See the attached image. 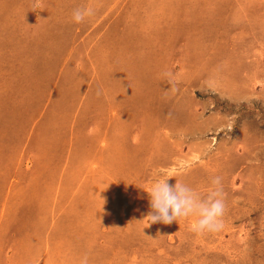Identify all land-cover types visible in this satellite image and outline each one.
Wrapping results in <instances>:
<instances>
[{"label": "rangeland", "instance_id": "obj_1", "mask_svg": "<svg viewBox=\"0 0 264 264\" xmlns=\"http://www.w3.org/2000/svg\"><path fill=\"white\" fill-rule=\"evenodd\" d=\"M55 159L79 174L54 192ZM161 176L201 199L220 177L222 229L151 224ZM14 192L0 264H264V0H0V206Z\"/></svg>", "mask_w": 264, "mask_h": 264}, {"label": "clouds", "instance_id": "obj_2", "mask_svg": "<svg viewBox=\"0 0 264 264\" xmlns=\"http://www.w3.org/2000/svg\"><path fill=\"white\" fill-rule=\"evenodd\" d=\"M91 12L92 9L88 7H77L72 12V19L77 23L82 22ZM168 181V177L161 176L152 183L148 192L151 211L146 218L151 224H171L182 217L196 216L197 219L192 224L193 231L222 229L226 204L220 177L212 179V187L205 199H201L187 184L177 181L172 185Z\"/></svg>", "mask_w": 264, "mask_h": 264}, {"label": "crops", "instance_id": "obj_3", "mask_svg": "<svg viewBox=\"0 0 264 264\" xmlns=\"http://www.w3.org/2000/svg\"><path fill=\"white\" fill-rule=\"evenodd\" d=\"M99 149V148H98ZM98 152H100V153H102L103 151H102V149L101 150H97V153ZM100 156H101V154L99 155V156H97V157H99L100 158ZM96 159V161L98 162V163H100V164H102L103 166H105V161L104 160H101V159ZM44 162H46V163H48V159H45L44 160ZM60 160L58 159H55V165H56V176L57 177H55V180L54 181H51L52 183H50L49 184V186H48V188H49V190L50 189H52L54 192L56 191V182H57V180H58V176H59V178H60V176H64V175H67V177L68 178H65V179H67V181H70V184H71V182H72V178H73V176H72V178L70 177L69 178V174H75L76 176L75 177H78V174H79V170L77 171V170H72V169H68V167H67V169L68 170H65V168H63V165H64V162H63V160L60 162ZM108 161H106V163H107ZM49 164H53V161H51V158H50V160H49ZM59 164H61L60 165V167H59ZM43 165V164H42ZM44 166H46V164H44ZM27 171H25V172H22L23 174H27L26 173ZM48 173V172H47ZM47 173L45 174V175H47ZM65 177V176H64ZM69 184V185H70ZM23 185V184H22ZM65 186V185H64ZM63 186V187H64ZM27 187V186H26ZM25 187V188H26ZM42 187H43V191H44V184L42 185ZM24 188V189H25ZM17 194H19V193H15L14 192V195H11L10 196V198H9V201L12 203V204H10V205H8V207H6L5 208V206L4 205H2V206H0V213L3 211V213L5 212V214L6 215H10V213H12L13 211H14V213H13V215H18L19 214V211L17 210V207H19L20 205H21V203L23 202V201H28V199H26L25 198V196L23 195V193H21L18 197H17ZM29 195H30V199H35V197H34V195H31V193L29 192ZM53 194L52 195H48V196H46V194L44 193V196H42L41 194H40V197H39V202H40V204H42V201L43 202H45L46 200H47V202L48 203H50L51 204V206H52V204L54 205V207L55 208H58L59 210L61 209L60 208V206H62L61 204H59V202H58V200H55L54 201V199H53ZM69 198H70V196H69ZM68 198V199H69ZM19 200H21L22 202L20 203V201ZM9 204V203H8ZM15 205V206H14ZM12 206H14V207H12ZM17 206V207H16ZM12 207V208H11ZM22 210V209H21ZM21 210H20V212H21ZM12 215V214H11ZM21 215V214H20ZM44 215V214H43ZM42 215V216H43ZM5 216V215H4ZM45 216V215H44ZM15 222V221H14ZM10 227V226H9Z\"/></svg>", "mask_w": 264, "mask_h": 264}]
</instances>
